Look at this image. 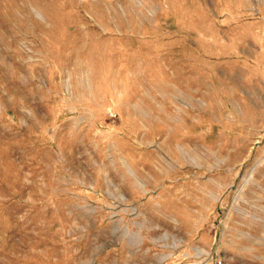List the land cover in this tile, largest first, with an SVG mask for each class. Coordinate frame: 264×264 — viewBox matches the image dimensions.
I'll list each match as a JSON object with an SVG mask.
<instances>
[{"label": "rangeland", "instance_id": "1", "mask_svg": "<svg viewBox=\"0 0 264 264\" xmlns=\"http://www.w3.org/2000/svg\"><path fill=\"white\" fill-rule=\"evenodd\" d=\"M264 264V0H0V264Z\"/></svg>", "mask_w": 264, "mask_h": 264}, {"label": "built area", "instance_id": "2", "mask_svg": "<svg viewBox=\"0 0 264 264\" xmlns=\"http://www.w3.org/2000/svg\"><path fill=\"white\" fill-rule=\"evenodd\" d=\"M212 264H222V260L216 256L212 259Z\"/></svg>", "mask_w": 264, "mask_h": 264}]
</instances>
